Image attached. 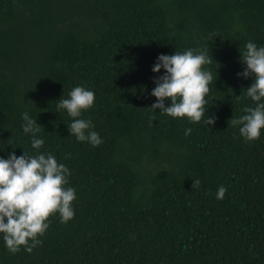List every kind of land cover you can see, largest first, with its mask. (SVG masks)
I'll list each match as a JSON object with an SVG mask.
<instances>
[{
	"label": "trees",
	"instance_id": "trees-1",
	"mask_svg": "<svg viewBox=\"0 0 264 264\" xmlns=\"http://www.w3.org/2000/svg\"><path fill=\"white\" fill-rule=\"evenodd\" d=\"M249 40L264 46V0H0V157L35 154L28 111L76 189L70 221L51 215L31 253L0 239V264H264V129L246 142L231 124L255 107L237 76ZM208 44L215 123L153 112L157 56ZM76 86L95 93L97 147L57 110Z\"/></svg>",
	"mask_w": 264,
	"mask_h": 264
},
{
	"label": "clouds",
	"instance_id": "clouds-1",
	"mask_svg": "<svg viewBox=\"0 0 264 264\" xmlns=\"http://www.w3.org/2000/svg\"><path fill=\"white\" fill-rule=\"evenodd\" d=\"M239 52L243 68L237 76L244 79L252 77L244 95L254 102L255 107H245V114L232 117L231 124L238 128L240 137L251 142L259 139L264 129V46L249 40ZM217 68L209 44L173 54H159L151 68L158 75L153 76L151 96L155 97V102L149 108L155 113L159 109V114L172 118H186L189 123L213 125L215 116L207 114L206 97ZM162 69L163 74H160ZM94 101L93 90L76 86L67 98L58 100L56 107L72 118L67 124L70 136L78 142L97 147L103 142L102 137L94 130L90 119L81 118ZM21 120L22 131L30 136L35 154L28 155L23 151L17 156L12 151L6 158L0 157V239L12 254L20 251L22 246L31 253L33 248L41 245L39 237L49 228L51 215L59 214L60 222L67 223L75 214L72 202L76 199V189L68 186L70 169L58 162L53 154L40 151L45 141L38 135L41 126L37 118L24 111ZM191 132V128L184 129L185 136ZM199 184V179H194L193 186ZM226 192L225 186H219L215 198L222 200Z\"/></svg>",
	"mask_w": 264,
	"mask_h": 264
}]
</instances>
